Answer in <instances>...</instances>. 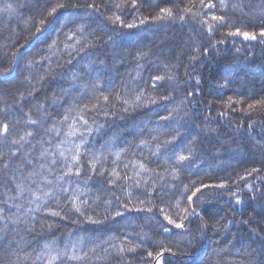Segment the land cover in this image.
Wrapping results in <instances>:
<instances>
[{"label":"snow or ice","instance_id":"1","mask_svg":"<svg viewBox=\"0 0 264 264\" xmlns=\"http://www.w3.org/2000/svg\"><path fill=\"white\" fill-rule=\"evenodd\" d=\"M146 5L154 14L141 12ZM26 7L27 0H0V39L6 41L0 45V264H104L112 258L123 264L134 254L143 264H216L237 244L250 257L246 264H257L251 257H264V168L215 174V179L192 180L178 190L182 173L199 177L204 170L196 152L201 132L216 131L207 125L194 135L184 131L189 113L197 115V92L185 88L181 93L178 65L166 62L162 53L152 59L139 44L128 78L113 73L127 55L123 46L118 50V39H140L148 31L145 25H198L190 32L204 39L192 41L185 82L209 49L219 54L227 50L220 45L237 41L249 50L264 45V0H199L195 11L191 0L164 5L157 0H48L42 9L29 8L35 12L29 15L21 11ZM127 9L132 11L125 15ZM65 64L71 69L59 74L64 82L51 87L56 69ZM233 71L231 65L223 69L220 88L229 86ZM195 82L200 85L199 76ZM165 88L170 90L158 95ZM219 103L220 117L241 113L235 135H247L264 147V120L252 116L264 109V98L246 103L242 96H228ZM138 112L158 120L124 125L123 144L115 136L93 141L107 136L104 129L117 117ZM225 195L233 211L252 206L250 219L257 227L246 235L258 247L232 232V220L210 224L214 217L201 207L203 199ZM140 219L179 242L153 241L143 225L135 240L132 233L112 230ZM68 225H89L83 231L91 234L60 232ZM101 228L106 236L95 234ZM210 231L213 255L206 251Z\"/></svg>","mask_w":264,"mask_h":264},{"label":"trees","instance_id":"2","mask_svg":"<svg viewBox=\"0 0 264 264\" xmlns=\"http://www.w3.org/2000/svg\"><path fill=\"white\" fill-rule=\"evenodd\" d=\"M23 2V0H21ZM48 0H27L28 7L21 11L25 15L35 14L30 13L29 8L34 10L42 9L44 4ZM100 2V0H98ZM104 3H110V0H103ZM158 3L164 5L170 0H157ZM184 3H188L189 0H183ZM259 2V0H256ZM191 3L199 8V0H191ZM131 9H127L124 12L125 15L131 12ZM141 12L144 14H154V9L150 6L141 8ZM235 18V17H234ZM252 24L259 25V20H250ZM15 27V23H13ZM21 27H23L21 25ZM148 29L144 35L137 39L135 36H129L123 40L118 39V50L120 46H123L125 53V63L121 66L119 63L116 66V70L113 75L127 79V72L134 68L135 61L132 56L135 54L136 46L139 44L146 51L150 50L152 59L157 58V54L162 53L163 57L167 58L166 62L177 64V73L181 81L180 89L181 93L183 89L187 88L189 91H196L197 95L193 98V110L196 112V116H192L189 113L188 121L185 124L184 131L187 134H196L201 132L206 125L212 129H216L215 132L207 134L201 132L202 139L196 147V152L200 154L203 163L200 165L204 170L197 177L195 172L189 174L184 172L181 174V180L177 182L178 190L182 188L183 184H190L192 180L199 182L204 180L207 182L209 179H215V174L221 177H227L229 175L242 174L246 168L261 167L264 168V147L256 145L254 139H249L247 135H235L234 130L237 127V121L242 120L241 113L239 110L232 112L227 116L220 117L218 112L220 110L219 100H226L228 96L234 98L243 97L245 102H250L253 99L264 98V45L255 44L252 50H249L245 44L237 41L235 44L228 43L227 45H220L222 49H227L219 54L209 49L208 57H201V62H196L193 68L189 69L190 77L185 82V66L190 64L188 57L190 54H194L192 50V41L201 43L204 37L197 36L195 33L190 32V29L198 28L195 21H189L185 25L179 23L168 25L164 28H158L156 25H145L142 26ZM139 31V30H133ZM190 36L192 39H190ZM231 40V38H229ZM6 41L0 39V45H3ZM254 43V42H253ZM240 47L243 50L240 53L235 52V48ZM247 57V59H245ZM231 65L235 70L231 73L232 81L227 88H220L219 82L222 78L223 69ZM151 67V66H150ZM71 69V65L65 64L62 68L56 69L57 78L52 81L50 86L56 87L57 84H61L64 81L60 78V73H68ZM200 78V85H196V77ZM119 83V79H117ZM46 86H48L46 84ZM170 89H162L158 95L166 94ZM211 102V103H210ZM146 111V110H144ZM211 116L210 121H205L203 118ZM252 116L256 120H264V109L254 110ZM153 119L158 120V117L154 114L144 116L142 113H132L126 116L124 120L117 117L113 124L106 127L104 132L107 136L94 137L93 141L109 138L115 136L118 138L117 142L123 144V137L128 135L127 128L124 125L131 126L134 122H139L140 119ZM246 122V121H245ZM184 123V121H181ZM257 132L259 127L257 126ZM99 147V144H96ZM128 158H131L129 155ZM123 163V162H122ZM155 166V165H153ZM243 183V181L241 182ZM258 183V182H257ZM178 194V191H177ZM228 196L217 197L214 200L207 198L203 199L201 207H203L208 213H210L214 219H210L209 222L222 223L226 218L234 221L232 232L238 237L242 238L246 244L252 247H258V245H252L251 240L247 238V233L251 228L257 227L250 218L254 216L251 211V205L247 209H241L239 206L236 211L228 206L226 201ZM130 215H136L132 213ZM206 219H209L206 216ZM249 220V224H244L242 221ZM255 221H259V217H255ZM143 225V231L147 232L153 241L165 240L167 243H178L179 238L171 237L167 238L160 233L157 226H153L148 221L140 219L138 222L133 221L130 226L125 227L124 222L120 225L115 226L112 230L117 234L132 233V239H137L138 233L141 232ZM89 225H68L62 227L60 232H69L75 230L79 234L88 235L90 232L83 231L84 229H90ZM57 233V235L60 234ZM96 235H107L103 228H101ZM261 234H264V230H261ZM209 239L206 244V251L209 255H213L212 245L214 244L213 233H208ZM224 234H221V242H223ZM250 250V249H249ZM165 259H173L172 257L165 254ZM207 259V257H205ZM250 257L245 254V249L237 244L235 247L230 249V252L225 254L221 253L220 257L217 258L216 264H246ZM251 259L257 261L260 264L264 257L259 254H253ZM88 264H91L89 261ZM104 264H117L116 259L112 258L110 261L104 262ZM123 264H143V260L139 255L134 254V258L129 261L123 262Z\"/></svg>","mask_w":264,"mask_h":264}]
</instances>
